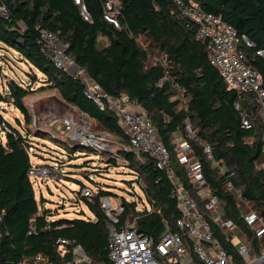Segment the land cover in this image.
Wrapping results in <instances>:
<instances>
[{"label": "trees", "instance_id": "obj_1", "mask_svg": "<svg viewBox=\"0 0 264 264\" xmlns=\"http://www.w3.org/2000/svg\"><path fill=\"white\" fill-rule=\"evenodd\" d=\"M107 1L112 0H82L85 17L75 0H0V6L6 9V15L0 14V49L16 53L33 72L27 73V83L10 78L3 85L4 93L0 91V103L19 114L14 117L15 125L0 114V124L7 128H0V264H24L36 257H41L44 264H73L71 249L76 245L91 264H111L107 257V219L99 206L105 197L117 198L110 186L98 185L94 195L84 197L80 193L86 185L80 183L75 203L84 202L89 215L80 210L74 218L60 217L63 207L53 212L44 206L42 194L36 196L28 176L33 167L29 154L37 148L33 139L53 141L64 150L66 160L73 159L76 148L85 147L77 141H73L75 147L67 146L72 140L62 139L56 129L55 135L36 129L29 133L26 128L32 124V117L24 100L34 91L56 90L62 101L88 115L118 144L115 150L111 146L106 151L87 144L96 158L101 157L107 170L120 166L118 159H125L127 164L122 166L135 176L144 197V201L118 198L123 209L118 229L128 217L138 233L155 241L168 231H178L179 211L170 196L171 184L165 173L155 167L149 156L137 157L130 152L129 139L118 126L114 112L100 110L84 94L85 86L79 78L54 66L38 44L42 31L59 35L68 45L67 57L103 93L111 98L125 97L145 113L170 152L176 174L191 189L171 145L172 135L188 140L223 215L239 226L253 249H259L241 219L237 197L226 188L230 184L238 198L253 203L264 217V172L255 167L260 157L262 126L254 101L228 89L217 69L207 62L204 46L195 38V25L170 14L169 0H116L120 6L118 28L103 18ZM192 1L236 30L244 62L264 78V58L256 54L264 51V0ZM139 38L145 39L143 46L137 44ZM244 39L252 44L251 48L245 46ZM243 119L250 128L243 127ZM186 121L196 126L193 138L186 135ZM205 146L210 148L212 160L204 156ZM32 155L42 158L33 152ZM215 165L221 171H215ZM36 167H47L55 173L50 166ZM101 173L97 171L95 175ZM81 175L91 181L88 174ZM195 198L214 239L240 264L232 242ZM60 239L68 243L62 245Z\"/></svg>", "mask_w": 264, "mask_h": 264}, {"label": "built area", "instance_id": "obj_2", "mask_svg": "<svg viewBox=\"0 0 264 264\" xmlns=\"http://www.w3.org/2000/svg\"><path fill=\"white\" fill-rule=\"evenodd\" d=\"M169 1L171 2L170 14L186 19L195 25V38L204 46L207 62L217 69L228 89L237 91L242 96L254 101L262 126L260 157L256 161L255 167L264 172L263 76L244 62V56L238 48L239 39L236 30L231 25L224 23L213 14L204 12L192 0ZM119 13L120 6L116 0L104 3L103 18L116 28L119 27ZM0 14L6 15V9L3 6H0ZM38 44L56 68L76 77L75 74L79 70L65 54L68 45L60 39L58 34L42 31ZM244 44L246 47H252V44L246 39H244ZM256 54L264 58V51L259 50ZM148 65L151 66L152 63ZM89 83L85 81L84 94L86 97L93 100L100 110L107 108L114 112L118 119V126L129 139L130 152H133L137 157L149 156L154 161L155 167L165 173L171 184L170 196L179 211V218L176 220L178 231H168L158 241H155L152 237L138 233L132 227L128 217L118 229L119 215L123 209L119 205L113 206L109 198H103L99 206L104 210L107 219V257L111 264H236L214 239L209 222L204 217L195 197L203 203V210L212 216L213 223L220 231L233 233L237 226L223 215L220 202L211 194L204 179L202 164L195 156L188 140L180 135H172L171 145L175 160L183 169L184 180L191 186V189L185 187L183 180L176 174L170 152L158 139L156 131L145 113L125 97L111 98L107 96L93 82L91 87L95 88L89 90L86 88L89 87ZM59 108L61 114L58 119H60L66 137L72 141L88 144L98 150L109 149L102 143L108 142L106 138L109 136L100 129L99 131L95 130L94 123L88 115L76 112L73 107L60 101ZM235 109H239L238 104L235 105ZM66 110L70 114H66ZM242 125L244 128H250L247 120L243 119ZM1 126L2 129H7L4 124ZM195 127L194 124L186 121L185 132L189 138L194 137ZM203 153L206 159L212 160L211 150L208 146L203 148ZM118 160L127 164L125 159ZM214 169L221 171L218 165H215ZM49 174L51 173L47 167H32L28 171V176L31 179L45 177ZM226 188L237 197V202H244L238 198V193L230 184ZM191 191L195 193V196ZM80 195L92 196L87 188H83ZM240 216L243 223L253 233L254 238L260 240L264 237V217L262 218L256 209L252 208L248 212L240 213ZM1 219L2 214L0 213V222ZM58 242L62 245L68 243L64 239H60ZM237 254L241 264L264 263V251L260 255H256L253 249L240 245ZM71 257L73 264L81 262L91 264L79 245L71 249ZM31 264H44V261L41 257H36L31 260Z\"/></svg>", "mask_w": 264, "mask_h": 264}, {"label": "rangeland", "instance_id": "obj_3", "mask_svg": "<svg viewBox=\"0 0 264 264\" xmlns=\"http://www.w3.org/2000/svg\"><path fill=\"white\" fill-rule=\"evenodd\" d=\"M29 72H32L30 67L21 61L16 53L0 49V91L4 93L3 85L10 78L22 79L27 83V73ZM36 75L39 78L41 77L37 72ZM75 76L80 78L84 85L85 81L90 82L89 87H86L89 88V90L95 88L91 87L92 82L83 72L78 71ZM36 88L37 87H32L31 89L35 90ZM56 98L60 102H64L56 90L46 92L34 91L31 95H28L24 102L31 114L33 124H30L28 128H26V125L21 123V127L28 129V131L30 130L29 133L32 134L33 131H36L35 129H38L43 133L55 135L54 130L56 129L58 131L57 135L65 139L66 135L63 132L64 130L60 123V119H58L61 111L59 102L56 101ZM65 112L66 114H70L67 113V110ZM76 112L78 111L76 110ZM0 114L12 125H15L14 117L19 115L13 108L6 106L4 103H0ZM91 121L94 123V129L99 131V125L94 122V120ZM1 127L0 124V128ZM106 139L108 142L102 143L107 145V147L112 146L114 150L119 147L114 139ZM35 141V146L37 148L33 149L32 152L42 158L38 159L30 152L29 157L32 166H50L56 174L51 173L45 177L32 178L33 187L36 191V196L42 194L46 199L44 205L46 208L51 209L53 212V209H59L60 207L64 208H62L63 211L60 210L58 214L60 217H77L80 215V210L86 215H89L84 202L75 203V195L79 191L80 183L85 184L92 195H94L93 190H95L98 185L110 186V189L117 195V198H109L111 204L115 207L118 206V198H124L126 201H137L138 198H141L144 201V197L136 183L135 176L128 168L122 166L123 163L121 160L117 161L120 166L109 167L107 170L105 164L101 162V157L96 158L95 154L87 148H76L73 159L66 160L64 150L58 148L53 141L48 138H37L33 139L32 143H35ZM67 146L75 147L76 143L68 141ZM42 151L45 152L43 153ZM58 160H60L61 163H59ZM97 171L103 173L95 175ZM82 173L88 174L91 181L84 178L81 175ZM139 205L141 206V204ZM232 241L234 244H238V239H233ZM80 264L87 263L81 262Z\"/></svg>", "mask_w": 264, "mask_h": 264}, {"label": "crops", "instance_id": "obj_4", "mask_svg": "<svg viewBox=\"0 0 264 264\" xmlns=\"http://www.w3.org/2000/svg\"><path fill=\"white\" fill-rule=\"evenodd\" d=\"M144 42H145V39L144 38H139V40L137 41V44L140 46V45H143ZM236 204H237V208H238V210H239L240 213L248 212L252 208L256 209L255 206L253 205V203L248 202V201L237 202ZM224 235H225V237H226L227 240H229L230 242H232V244L236 248L235 249L236 251H237V249H238V247L240 245H245L249 249H253V247L251 246V244L249 242V239L247 238L246 234H244L242 232V230L239 228V226H237V228L234 230L233 233L232 232H225ZM233 239H238V244H234L233 241H232ZM256 240H257V242L259 244V249H253V250L255 251L256 255H258V253L261 254L264 251V237L262 239H260V240L259 239H256ZM229 257L231 258L230 255H229ZM231 260L233 261L232 258H231ZM239 262L241 264V261L240 260H239ZM235 263L237 264L238 262H235ZM24 264H31V260H25L24 261Z\"/></svg>", "mask_w": 264, "mask_h": 264}, {"label": "water", "instance_id": "obj_5", "mask_svg": "<svg viewBox=\"0 0 264 264\" xmlns=\"http://www.w3.org/2000/svg\"><path fill=\"white\" fill-rule=\"evenodd\" d=\"M75 1L81 6L83 15H85V17H87L86 14H85V12H84V8L82 6V0H75ZM82 146L85 147V148H88V145L87 144H83Z\"/></svg>", "mask_w": 264, "mask_h": 264}, {"label": "bare ground", "instance_id": "obj_6", "mask_svg": "<svg viewBox=\"0 0 264 264\" xmlns=\"http://www.w3.org/2000/svg\"><path fill=\"white\" fill-rule=\"evenodd\" d=\"M56 101L59 102V100L56 98Z\"/></svg>", "mask_w": 264, "mask_h": 264}]
</instances>
